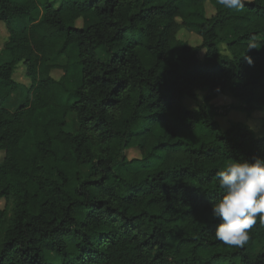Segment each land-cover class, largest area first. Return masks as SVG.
Segmentation results:
<instances>
[{
  "label": "trees",
  "instance_id": "1",
  "mask_svg": "<svg viewBox=\"0 0 264 264\" xmlns=\"http://www.w3.org/2000/svg\"><path fill=\"white\" fill-rule=\"evenodd\" d=\"M242 4L0 0V264H264L259 219L227 246L210 210L216 171L264 156V136L222 130L212 103L230 93L229 111L264 113V0ZM19 87L29 98L11 112Z\"/></svg>",
  "mask_w": 264,
  "mask_h": 264
},
{
  "label": "clouds",
  "instance_id": "2",
  "mask_svg": "<svg viewBox=\"0 0 264 264\" xmlns=\"http://www.w3.org/2000/svg\"><path fill=\"white\" fill-rule=\"evenodd\" d=\"M218 3L226 9L243 7L242 0ZM215 178L222 191L210 209L212 218L218 221L215 238L227 246L243 247L257 219L264 225V156L232 159L216 171Z\"/></svg>",
  "mask_w": 264,
  "mask_h": 264
},
{
  "label": "rangeland",
  "instance_id": "3",
  "mask_svg": "<svg viewBox=\"0 0 264 264\" xmlns=\"http://www.w3.org/2000/svg\"><path fill=\"white\" fill-rule=\"evenodd\" d=\"M207 12H208V16H212L215 14V10L213 9V7L210 4H207ZM179 38L182 40H185L187 42H189L191 45L193 46H198L200 45V39L198 36L191 34V33H186L184 31H181L178 34ZM8 39V34L6 32V29L2 26L0 27V53H1V49L4 47L6 41ZM221 49L223 50V52L225 54H227L226 51V47L222 46ZM199 57L202 59L204 58V52H201ZM9 54L5 53L1 58H0V63H5L7 61H9ZM66 63V59L65 58H57L55 60H53L51 62V64H58V65H63ZM19 70L16 74V80L20 83V84H24L25 86L30 85V82L26 79V77H24V73L23 71L25 70L24 65H20L19 66ZM63 73L59 70H56L52 73V77H54L56 80H59L62 77ZM199 100L198 102L193 101L192 99H185L184 103L185 106L188 110H195L197 109L200 105L204 104V92L199 91ZM221 99V104H226L228 106L223 107L222 111L226 112L229 111L228 107L230 106V104H233L236 102H238V104H240V101L236 98H234V96L230 93H225L223 95L220 96ZM29 98V94L28 92L22 88L19 87V89H17V91L15 92V94H13L11 96V98L9 99V101L6 103V108L8 110H10L11 112H15L18 110V108L21 105H24L27 103ZM263 113V112H261ZM263 119L261 117H256L253 122H249L248 121V125L251 127V129L258 134L259 131L262 129V126L264 127V121H262ZM67 131L75 134L78 131L79 128V123L78 120L76 118V116L74 115H69L67 117ZM244 124V123H243ZM261 127V129H260ZM127 156L129 159L132 158H139L140 157V152L138 149H131L127 152ZM87 169H84V173H87ZM4 237V232L2 234H0V241L3 239ZM50 261L54 260V256L53 255H47Z\"/></svg>",
  "mask_w": 264,
  "mask_h": 264
},
{
  "label": "crops",
  "instance_id": "4",
  "mask_svg": "<svg viewBox=\"0 0 264 264\" xmlns=\"http://www.w3.org/2000/svg\"><path fill=\"white\" fill-rule=\"evenodd\" d=\"M221 99L222 98L219 97L218 99L214 100L212 103L217 108H219L220 116L217 118V120H218L222 130H224V131L228 130L235 123H244V124L248 125L247 124L248 121L249 122H253V120L256 117H261L263 119L262 121H264V113H261V112H256L249 118L245 112L235 111V110L226 111V112L222 111V108L226 107L228 105L221 104L220 103ZM230 106L240 107L241 103L238 104V102L235 101V103L230 104ZM260 129H261V127H260ZM256 135L259 136V137L264 136V127L263 126H262V129L259 131V133L256 134Z\"/></svg>",
  "mask_w": 264,
  "mask_h": 264
}]
</instances>
